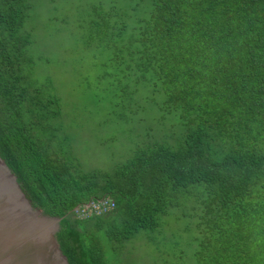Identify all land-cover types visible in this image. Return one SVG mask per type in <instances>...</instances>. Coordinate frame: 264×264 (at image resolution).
Listing matches in <instances>:
<instances>
[{
	"label": "trees",
	"instance_id": "trees-1",
	"mask_svg": "<svg viewBox=\"0 0 264 264\" xmlns=\"http://www.w3.org/2000/svg\"><path fill=\"white\" fill-rule=\"evenodd\" d=\"M33 7L0 0V138L45 214L62 217L76 263L121 264L114 251L156 246L174 215L201 234L194 264H264V0L92 5L91 33L122 65L106 74L125 81L108 113L133 117L147 91L163 128L108 168L84 166L51 78L34 76ZM137 92L146 96L132 105ZM101 197L115 207L74 218Z\"/></svg>",
	"mask_w": 264,
	"mask_h": 264
},
{
	"label": "rangeland",
	"instance_id": "rangeland-1",
	"mask_svg": "<svg viewBox=\"0 0 264 264\" xmlns=\"http://www.w3.org/2000/svg\"><path fill=\"white\" fill-rule=\"evenodd\" d=\"M110 1L117 3L119 10L126 5V0H34L28 24L32 33L31 51L38 56L34 76L51 78L61 100L62 125L73 137V145L85 167H111L143 144L151 131L163 129L158 127L162 121L158 120L157 101L147 91L144 94L151 98L133 117L115 119L107 111V104L114 105L119 100L125 81L123 77L115 81L106 72H117L118 68L122 74V65L117 58L109 60L110 53L103 48L106 42L91 33L94 29L89 22L92 5L106 8ZM132 70L136 79L129 82L130 89L137 86L140 72L136 68ZM144 94H133L132 105L136 101L139 104ZM186 224L187 221L177 216H167L160 228L165 238L158 237L156 246L138 240L129 253L123 252L118 257V251H114L115 260L122 258L121 264H157L167 258L170 264H194L196 235L201 234L195 228L189 230ZM112 260L115 261L113 257Z\"/></svg>",
	"mask_w": 264,
	"mask_h": 264
},
{
	"label": "water",
	"instance_id": "water-1",
	"mask_svg": "<svg viewBox=\"0 0 264 264\" xmlns=\"http://www.w3.org/2000/svg\"><path fill=\"white\" fill-rule=\"evenodd\" d=\"M58 214H45L0 138V264H77Z\"/></svg>",
	"mask_w": 264,
	"mask_h": 264
},
{
	"label": "built area",
	"instance_id": "built-area-1",
	"mask_svg": "<svg viewBox=\"0 0 264 264\" xmlns=\"http://www.w3.org/2000/svg\"><path fill=\"white\" fill-rule=\"evenodd\" d=\"M114 207L115 202L110 197H101L98 199L92 198L82 205L75 206L71 213H73L74 216L81 218L90 215L105 214Z\"/></svg>",
	"mask_w": 264,
	"mask_h": 264
}]
</instances>
